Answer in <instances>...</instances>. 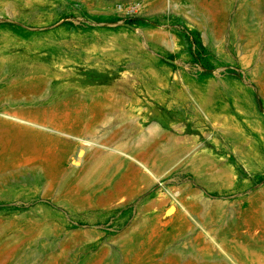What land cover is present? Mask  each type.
<instances>
[{"label":"rangeland","instance_id":"rangeland-1","mask_svg":"<svg viewBox=\"0 0 264 264\" xmlns=\"http://www.w3.org/2000/svg\"><path fill=\"white\" fill-rule=\"evenodd\" d=\"M261 225L264 0H0V264H264Z\"/></svg>","mask_w":264,"mask_h":264},{"label":"crops","instance_id":"crops-1","mask_svg":"<svg viewBox=\"0 0 264 264\" xmlns=\"http://www.w3.org/2000/svg\"><path fill=\"white\" fill-rule=\"evenodd\" d=\"M149 117V115H147ZM152 116V115H151ZM168 119V117H171ZM167 114L160 116L158 120H164L166 118V121H168L169 125L166 126L165 130L160 131L156 128L148 127L147 130L143 131L138 137H133L131 140L127 139V144L130 145V151L131 153L137 152V149L135 148V143L137 142L136 138H140V141L138 144H140V157L135 158L141 163H143L148 169H171L180 166H177V164H182L185 161V158L188 153V136L184 133L185 131V124L182 123V118L173 117V115ZM154 120L155 119L154 116ZM186 122V119L184 120ZM146 141H143V140ZM119 141L117 142V144ZM146 144V145H145ZM164 144V145H163ZM154 146L156 151H154V157L151 156L152 152H147L144 154V148L145 147H151ZM153 161L155 162V165L153 164ZM203 158H198V161L196 162L195 166L194 164L191 165V169L195 170H204L205 167H203ZM187 166L186 162L184 163L185 167ZM209 167V166H208ZM202 170V171H203ZM252 240V239H251ZM252 242V241H250ZM260 242V241H259ZM259 242H255L258 244Z\"/></svg>","mask_w":264,"mask_h":264},{"label":"bare ground","instance_id":"bare-ground-1","mask_svg":"<svg viewBox=\"0 0 264 264\" xmlns=\"http://www.w3.org/2000/svg\"><path fill=\"white\" fill-rule=\"evenodd\" d=\"M16 84V83H15ZM66 104V103H65ZM52 111V110H51ZM69 113V112H68ZM14 118V117H13ZM68 118V117H67ZM11 119V118H10ZM15 119H17V118H15ZM24 119V118H23ZM22 119H19L18 118V120H15V121H17V122H20V123H22V121H21ZM30 120V119H29ZM29 120H28V122H29ZM67 120V119H66ZM12 121H14V119H12ZM24 121V120H23ZM44 121V120H43ZM45 121H46V119H45ZM68 121V120H67ZM26 121H24L23 122V124H25V126H27V125H31L32 123L31 122H29V123H31V124H26L25 123ZM37 122V121H36ZM36 124H34V126H35ZM37 126V125H36ZM62 126V125H61ZM70 127V126H69ZM84 127V126H83ZM43 128H45V127H43ZM59 129V128H58ZM49 130V129H48ZM52 130V129H51ZM87 130V129H86ZM53 132L54 133H57L58 135H62V136H64V137H66L65 139H67V138H70V139H74V140H76V141H83L82 139H80L79 137L77 138V137H74V136H71L70 134L69 135H67V134H63V133H61L60 131L58 132V130H54L53 129ZM63 132V131H62ZM115 136V135H114ZM86 143V142H85ZM90 144V143H89ZM92 144V143H91ZM73 145V144H72ZM90 146V145H89ZM93 146V145H92ZM97 160V159H96ZM133 160H134V158H133ZM117 162V161H116ZM134 162V161H133ZM137 162V161H136ZM137 163H139V162H137ZM98 164V163H97ZM101 164V163H100ZM96 165V164H95ZM99 165V164H98ZM140 165V164H139ZM141 166V165H140ZM100 168V167H99ZM117 168H119V166L117 167ZM143 168H146L145 166L143 167ZM95 169H97V170H99L98 168H95ZM120 169V168H119ZM31 171H33L34 169H30ZM24 171H26V170H19L17 173H15L14 175H15V177L16 176H18L20 173H23ZM34 171H36V170H34ZM91 171V170H90ZM107 171V170H106ZM147 171H149L148 169H147ZM66 173H67V176H68V173H70V172H67L66 171ZM72 173V172H71ZM94 173H95V170H94ZM71 175V174H70ZM66 176V175H65ZM96 176H98V181L95 183V186H102L103 184H104V180H103V175H102V173H100V172H98V175H95V177ZM50 177V176H49ZM62 179H64L63 177H61ZM68 178V177H67ZM90 178V177H89ZM105 179V178H104ZM65 180H66V178H65ZM74 180H75V178H74ZM81 180V179H80ZM79 180V181H80ZM62 181V180H61ZM72 183V182H71ZM64 184V183H63ZM77 184V183H76ZM71 185V184H70ZM82 185V184H81ZM129 185V184H128ZM78 186H80V183H79V185ZM83 186H80V189L82 188ZM80 189H78V191L80 190ZM72 190V189H71ZM75 190H76V188H75ZM82 190H84V189H82ZM81 192V191H80ZM70 193H72V192H70ZM70 196H71V194H70ZM187 213V212H186ZM190 216V215H189ZM248 216V215H247ZM247 219V218H246ZM245 220V219H244ZM244 220H243V222H244ZM246 223V222H245ZM260 223V222H259ZM255 224V223H254ZM260 224H262V223H260ZM246 226V225H245ZM262 226V225H261ZM262 227H264V226H262ZM258 235V234H257ZM243 238V237H242ZM247 238V237H246ZM256 239V238H255ZM260 239V238H259ZM261 239L263 240V237H262V235H261ZM241 244V243H240ZM219 248V247H218ZM241 248V247H240ZM221 249V248H220ZM243 249V248H242ZM228 257V256H227ZM259 258V257H258Z\"/></svg>","mask_w":264,"mask_h":264}]
</instances>
